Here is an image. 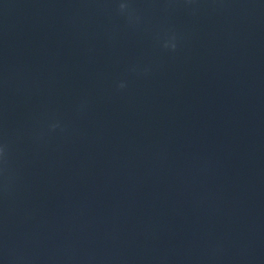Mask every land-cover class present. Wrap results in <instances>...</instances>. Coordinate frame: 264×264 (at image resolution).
<instances>
[{
    "label": "water",
    "instance_id": "95a60500",
    "mask_svg": "<svg viewBox=\"0 0 264 264\" xmlns=\"http://www.w3.org/2000/svg\"><path fill=\"white\" fill-rule=\"evenodd\" d=\"M0 8L185 11L264 17V0H0Z\"/></svg>",
    "mask_w": 264,
    "mask_h": 264
},
{
    "label": "clouds",
    "instance_id": "9594fccd",
    "mask_svg": "<svg viewBox=\"0 0 264 264\" xmlns=\"http://www.w3.org/2000/svg\"><path fill=\"white\" fill-rule=\"evenodd\" d=\"M124 7V5H121V8H123Z\"/></svg>",
    "mask_w": 264,
    "mask_h": 264
}]
</instances>
